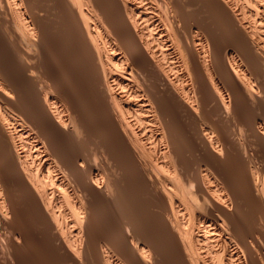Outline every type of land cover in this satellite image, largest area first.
I'll list each match as a JSON object with an SVG mask.
<instances>
[{
	"label": "bare ground",
	"instance_id": "6f19581e",
	"mask_svg": "<svg viewBox=\"0 0 264 264\" xmlns=\"http://www.w3.org/2000/svg\"><path fill=\"white\" fill-rule=\"evenodd\" d=\"M0 264H264V0H0Z\"/></svg>",
	"mask_w": 264,
	"mask_h": 264
}]
</instances>
